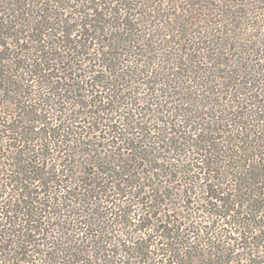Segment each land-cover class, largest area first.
<instances>
[{"label":"trees","instance_id":"16d2710c","mask_svg":"<svg viewBox=\"0 0 264 264\" xmlns=\"http://www.w3.org/2000/svg\"><path fill=\"white\" fill-rule=\"evenodd\" d=\"M0 264H264V0H0Z\"/></svg>","mask_w":264,"mask_h":264},{"label":"rangeland","instance_id":"374dc122","mask_svg":"<svg viewBox=\"0 0 264 264\" xmlns=\"http://www.w3.org/2000/svg\"><path fill=\"white\" fill-rule=\"evenodd\" d=\"M1 110H2V109H1ZM5 110H6V112H10L11 107H10L9 105H5Z\"/></svg>","mask_w":264,"mask_h":264}]
</instances>
